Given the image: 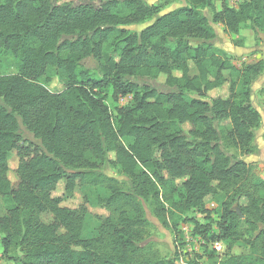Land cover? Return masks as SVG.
<instances>
[{"label": "trees", "instance_id": "1", "mask_svg": "<svg viewBox=\"0 0 264 264\" xmlns=\"http://www.w3.org/2000/svg\"><path fill=\"white\" fill-rule=\"evenodd\" d=\"M158 14L145 0H0V71L16 69L0 73L2 258L13 264H184L178 253H143L139 243L149 224L143 201L168 224L173 210L201 209L206 197L222 194L217 231L210 223L195 228L209 243L223 241L222 254L209 249L218 258L213 264H264V179H251L250 166L222 147L224 139L245 154L253 150L260 114L251 86L264 62L237 68L216 45L211 23L233 37L244 28L263 31L264 0H240L238 7L186 0ZM150 19L138 33L126 28ZM87 58L96 69L83 64ZM234 72L242 81L239 93L229 79ZM160 75L162 86L140 83ZM52 78L61 90L49 89ZM226 80L228 98H186L205 97ZM127 95L131 103L119 107ZM222 122L231 126L224 138L217 128ZM123 138L133 141L125 146ZM107 164L120 168L126 186L103 172ZM86 185L108 191L95 204L101 211L91 238L82 237ZM76 191L77 207L61 204ZM239 241L248 255L231 253ZM13 249L21 254L11 255Z\"/></svg>", "mask_w": 264, "mask_h": 264}, {"label": "rangeland", "instance_id": "2", "mask_svg": "<svg viewBox=\"0 0 264 264\" xmlns=\"http://www.w3.org/2000/svg\"><path fill=\"white\" fill-rule=\"evenodd\" d=\"M63 1H80V0H63ZM149 4L158 6L159 14H163L169 10L183 6L186 4V0H145ZM240 0H228V3L233 7H238ZM216 4H220V0H216ZM206 13L210 20L212 15L208 8L202 10ZM150 20H145L141 23L131 24L126 26L127 29L135 32L146 26ZM215 28L217 36L215 43L218 48L223 51L228 57H230L232 63L237 67L241 68L244 64L255 63L258 61L264 62V30L257 31L250 28H244L240 31L238 37V43L236 42L237 37L229 35L219 23L211 22ZM86 67L96 69L97 62L92 58H87L83 63ZM191 70L194 71L195 67L192 60H189ZM2 74L16 73V69L6 68L0 71ZM165 76L160 75L156 80L144 79L140 80V83H147L155 86H162L164 83ZM230 80L235 81V90L237 93L241 91L242 81L237 72L231 73L229 76ZM48 84L49 89L52 91H59L62 89V84L56 79L52 78ZM40 83L44 84L45 79L39 80ZM251 103L259 111L260 124L254 131L253 150L249 154H245L236 148L230 141L222 140V147L225 152L233 157L234 159H240L245 161L251 168L249 177L255 181L264 179V68L259 77H257L251 86ZM230 94V82L226 80L221 86L213 88L208 91L207 96L200 97L194 93H188L187 99L200 98L205 101H210L215 97L228 98ZM105 101L110 105L112 113L115 116V110L113 109V101L111 97H107ZM132 101V95L120 97L117 101L119 107L126 106ZM217 128L221 131L222 138L227 131L230 130L231 126L228 123H218ZM131 138H123L122 143L125 146H129L132 143ZM113 157V154H110ZM9 166L11 169L10 178L13 182L17 180L15 174V168L17 166V157L13 151L9 159ZM103 172L109 176L116 178L118 181L123 183L125 186L128 183V178L122 173L119 167L107 164L103 166ZM85 194L88 201V211L85 215L84 226L82 230L83 238H91L97 234L99 227V221L95 217V213H100L101 208L95 207L98 198H102L108 195V191L102 187H94L86 185ZM63 192V184H60L56 195H61ZM225 197L219 194L216 198L208 196L205 198V205L203 208H194L188 211L179 212L173 210V215L169 214L168 224L160 222L155 216V208L150 201H143L146 217L149 224L146 228V232L142 241L139 243L143 253L150 257L157 258H170L177 253L179 257L182 256L183 262L186 264H213L217 256L209 252L210 243L204 240L200 235L195 232L196 224L210 223L213 232L217 231L216 221L218 220L221 206L220 202ZM82 201L81 193L76 191L74 197L68 198L62 201V205L67 207H77ZM211 203L214 205L211 206ZM168 207V205H166ZM6 213V205L3 198L0 197V216ZM175 222V224H173ZM247 234L245 233V238ZM231 253L235 255H248L249 250L247 245L243 241H239L233 247ZM21 252L18 249H13L11 255H20ZM177 254V255H178ZM0 264H13L11 260L2 258V246L0 244Z\"/></svg>", "mask_w": 264, "mask_h": 264}, {"label": "built area", "instance_id": "3", "mask_svg": "<svg viewBox=\"0 0 264 264\" xmlns=\"http://www.w3.org/2000/svg\"><path fill=\"white\" fill-rule=\"evenodd\" d=\"M214 204L211 203V206H213ZM210 248H212L215 252H217L218 254H222L224 252V249H225V245L223 243V241H219V240H216V241H213L209 244ZM179 260L186 264L185 262H183L182 260V256L179 257Z\"/></svg>", "mask_w": 264, "mask_h": 264}, {"label": "water", "instance_id": "4", "mask_svg": "<svg viewBox=\"0 0 264 264\" xmlns=\"http://www.w3.org/2000/svg\"><path fill=\"white\" fill-rule=\"evenodd\" d=\"M238 211V210H237ZM239 212V211H238Z\"/></svg>", "mask_w": 264, "mask_h": 264}]
</instances>
